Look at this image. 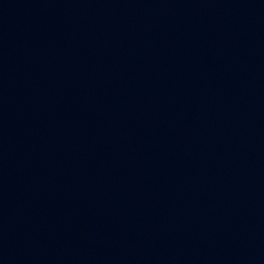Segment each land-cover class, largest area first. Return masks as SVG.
I'll use <instances>...</instances> for the list:
<instances>
[{
	"label": "water",
	"instance_id": "95a60500",
	"mask_svg": "<svg viewBox=\"0 0 264 264\" xmlns=\"http://www.w3.org/2000/svg\"><path fill=\"white\" fill-rule=\"evenodd\" d=\"M0 264H264V0H0Z\"/></svg>",
	"mask_w": 264,
	"mask_h": 264
}]
</instances>
